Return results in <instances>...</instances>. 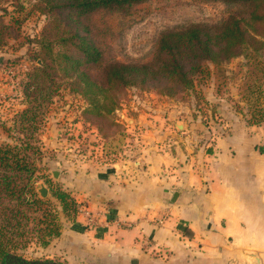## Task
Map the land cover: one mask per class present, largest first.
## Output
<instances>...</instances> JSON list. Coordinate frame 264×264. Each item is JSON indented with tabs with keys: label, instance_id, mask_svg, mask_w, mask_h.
<instances>
[{
	"label": "crops",
	"instance_id": "crops-1",
	"mask_svg": "<svg viewBox=\"0 0 264 264\" xmlns=\"http://www.w3.org/2000/svg\"><path fill=\"white\" fill-rule=\"evenodd\" d=\"M226 101L211 100L213 117L224 122L213 136L168 110L138 111L126 152L73 166L70 174L56 170L76 212L57 208L59 234L44 257L69 264H264V121L249 124Z\"/></svg>",
	"mask_w": 264,
	"mask_h": 264
},
{
	"label": "rangeland",
	"instance_id": "rangeland-1",
	"mask_svg": "<svg viewBox=\"0 0 264 264\" xmlns=\"http://www.w3.org/2000/svg\"><path fill=\"white\" fill-rule=\"evenodd\" d=\"M246 12L245 5L221 1L134 0L127 10L91 13L85 22L101 57L97 64L82 69L101 88L103 68L109 63L155 62L162 32L190 25H219L230 16L246 18ZM0 16L10 27V37L0 47V146L29 144L39 149L33 158L35 171L31 180L39 199V184L50 196L52 192H66L51 171L70 174L73 166H84L88 161L104 163L110 156L113 159L126 152L131 146L129 139L134 138L130 120L138 111L168 110L173 116L182 117L179 119L196 122L211 136L224 123L213 117L214 97L227 100V110L241 111L246 121L253 114L250 105L257 95L251 97L247 86L250 76L255 78L260 72L242 56L215 68L208 65L209 72L193 77L192 88L177 89L170 96L165 94L163 82L151 79L113 87L108 92L94 91L73 77L63 58L49 56V51L51 55L70 54L72 45L68 33L49 26L52 16L44 3L0 0ZM260 58L264 62V53ZM41 60L48 69L35 78ZM260 87L264 92V83ZM233 96L235 102H228ZM263 96L258 98L262 107ZM25 110L33 116L30 122L19 119ZM132 146V150L137 149ZM42 200H46L47 208L57 212L56 198ZM40 214L31 217L40 218ZM30 228L35 227L30 224ZM38 236L39 233H32L18 253L27 259H44L45 247L39 245Z\"/></svg>",
	"mask_w": 264,
	"mask_h": 264
},
{
	"label": "trees",
	"instance_id": "trees-1",
	"mask_svg": "<svg viewBox=\"0 0 264 264\" xmlns=\"http://www.w3.org/2000/svg\"><path fill=\"white\" fill-rule=\"evenodd\" d=\"M134 0H40L52 16L49 26L60 27L68 33L71 41L70 54L51 55L63 58L75 79H79L90 90L108 92L113 87H123L143 83L147 79L163 82L166 95H173L177 89L192 88L193 77L201 72H209L222 63L242 56L248 65L259 70L247 89L252 96L257 95L249 124L264 121V106L258 98L264 95V0H211L245 5L247 17L230 16L219 25H190L180 29H169L161 33L157 42L155 62L145 64L109 63L103 68L101 88L82 69L99 62L101 51L89 36L85 22L91 13L101 10H127ZM10 37V27L0 16V47ZM48 67L41 60L34 77L46 74ZM75 75V76H74ZM252 77V78H251ZM25 94L28 95L27 91ZM264 97V96H263ZM95 105V102H92ZM111 110L108 109L107 112ZM28 110L19 119L30 122L33 118ZM39 149L29 144L0 146V264H69L57 259H27L18 253L25 247L32 233L41 247H46L59 234V223L54 210L47 208L46 200L39 199L32 190L31 180L35 171L34 155ZM31 153V154H28ZM63 213L76 212L75 203L66 192H52ZM40 212V218L31 217ZM33 224L34 229L30 228ZM45 238V240H43ZM41 241V242H39Z\"/></svg>",
	"mask_w": 264,
	"mask_h": 264
},
{
	"label": "water",
	"instance_id": "water-1",
	"mask_svg": "<svg viewBox=\"0 0 264 264\" xmlns=\"http://www.w3.org/2000/svg\"><path fill=\"white\" fill-rule=\"evenodd\" d=\"M178 128L180 129V126H178ZM51 175L53 178H56L57 177V171H51ZM37 192H38L39 196L41 197V199L46 198L47 189H45L41 184L38 185Z\"/></svg>",
	"mask_w": 264,
	"mask_h": 264
},
{
	"label": "built area",
	"instance_id": "built-area-1",
	"mask_svg": "<svg viewBox=\"0 0 264 264\" xmlns=\"http://www.w3.org/2000/svg\"><path fill=\"white\" fill-rule=\"evenodd\" d=\"M161 223V222H160Z\"/></svg>",
	"mask_w": 264,
	"mask_h": 264
}]
</instances>
